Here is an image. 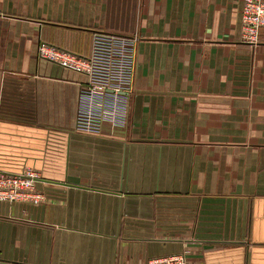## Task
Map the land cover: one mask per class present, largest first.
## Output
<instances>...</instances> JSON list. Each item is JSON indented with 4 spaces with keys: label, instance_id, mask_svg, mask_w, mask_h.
I'll return each mask as SVG.
<instances>
[{
    "label": "crops",
    "instance_id": "0c3cea01",
    "mask_svg": "<svg viewBox=\"0 0 264 264\" xmlns=\"http://www.w3.org/2000/svg\"><path fill=\"white\" fill-rule=\"evenodd\" d=\"M244 0H0V171L38 205L0 202V264H264V29ZM137 35L125 127L75 131L85 77L39 59L92 34Z\"/></svg>",
    "mask_w": 264,
    "mask_h": 264
},
{
    "label": "built area",
    "instance_id": "2783aa9c",
    "mask_svg": "<svg viewBox=\"0 0 264 264\" xmlns=\"http://www.w3.org/2000/svg\"><path fill=\"white\" fill-rule=\"evenodd\" d=\"M240 31L242 42L255 45L264 29V0H244ZM137 35L94 32L87 56L40 43L37 56L85 77L79 87L75 131L100 135L103 127H125L130 110L136 68ZM38 175L23 169L19 174L0 171V202L38 206L44 196L35 188ZM146 264H187V251L151 258Z\"/></svg>",
    "mask_w": 264,
    "mask_h": 264
}]
</instances>
